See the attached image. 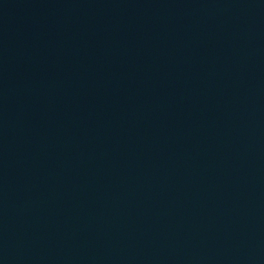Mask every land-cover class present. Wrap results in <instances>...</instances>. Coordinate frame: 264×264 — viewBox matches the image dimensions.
<instances>
[{
	"label": "water",
	"instance_id": "95a60500",
	"mask_svg": "<svg viewBox=\"0 0 264 264\" xmlns=\"http://www.w3.org/2000/svg\"><path fill=\"white\" fill-rule=\"evenodd\" d=\"M0 264H264V0H0Z\"/></svg>",
	"mask_w": 264,
	"mask_h": 264
}]
</instances>
